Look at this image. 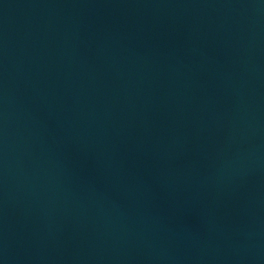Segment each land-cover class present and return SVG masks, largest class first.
<instances>
[{"label":"water","instance_id":"water-1","mask_svg":"<svg viewBox=\"0 0 264 264\" xmlns=\"http://www.w3.org/2000/svg\"><path fill=\"white\" fill-rule=\"evenodd\" d=\"M0 264H264V0H0Z\"/></svg>","mask_w":264,"mask_h":264}]
</instances>
